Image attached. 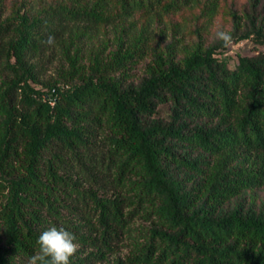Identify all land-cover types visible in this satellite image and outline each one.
<instances>
[{
	"label": "trees",
	"instance_id": "16d2710c",
	"mask_svg": "<svg viewBox=\"0 0 264 264\" xmlns=\"http://www.w3.org/2000/svg\"><path fill=\"white\" fill-rule=\"evenodd\" d=\"M237 3L0 0V264L53 226L93 248L71 264H264V0ZM220 14L251 51L209 40ZM108 24L115 48L82 62ZM55 45L68 67L42 82L32 59Z\"/></svg>",
	"mask_w": 264,
	"mask_h": 264
},
{
	"label": "rangeland",
	"instance_id": "374dc122",
	"mask_svg": "<svg viewBox=\"0 0 264 264\" xmlns=\"http://www.w3.org/2000/svg\"><path fill=\"white\" fill-rule=\"evenodd\" d=\"M231 1V0H229ZM237 5L240 7L241 2L243 0H237ZM164 26L163 23H158L157 21L153 24V28L157 30ZM230 26L228 18L225 14H220L216 16L213 24L210 28L209 40L216 36L218 31H226ZM117 29L114 25L108 24L106 28L102 29H93L92 32H86L83 37H81L80 41L76 42V45H82L81 53L84 54L82 62H87L89 59V51L90 49L104 47L105 53H108L111 49L116 46V37H117ZM132 30H135L133 28ZM120 33V32H119ZM170 37V35H169ZM168 37V38H169ZM75 45V46H76ZM253 49V43L251 40H244L238 44H234L231 46L228 54H233L236 51L247 52ZM32 61L37 62V77L42 81L46 82L51 78H56L58 76L59 69L64 65L68 67V62L63 56L61 48L59 45H55L53 49L46 50L41 56H36L32 59ZM148 58L138 60L137 63H132V68L129 70L130 79L138 80L145 74L146 71V63ZM8 72L5 70H0V93L3 92L8 86V80L10 76H8ZM37 87H41L42 84H35ZM140 220H137L134 225L138 227L140 225ZM138 233V232H137ZM79 254L77 256L84 257L86 256L93 248L88 246H83L79 242ZM118 243V245L114 248V252L109 254L110 260H114L116 258H125L127 255L131 253L132 245L130 244L129 239H125ZM28 264V263H25ZM85 264H107L105 260H95L89 259L85 261Z\"/></svg>",
	"mask_w": 264,
	"mask_h": 264
},
{
	"label": "clouds",
	"instance_id": "9594fccd",
	"mask_svg": "<svg viewBox=\"0 0 264 264\" xmlns=\"http://www.w3.org/2000/svg\"><path fill=\"white\" fill-rule=\"evenodd\" d=\"M216 38L220 40L223 47L228 48L233 44V36L227 31H218ZM47 43H54V38L49 37ZM36 243L39 248L28 259V264H71L70 258L79 249L76 236L64 227H51L43 231Z\"/></svg>",
	"mask_w": 264,
	"mask_h": 264
}]
</instances>
